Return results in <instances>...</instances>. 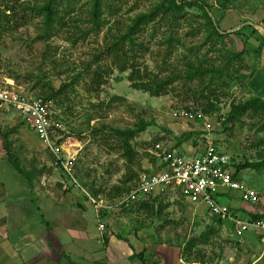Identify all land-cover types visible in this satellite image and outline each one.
I'll return each instance as SVG.
<instances>
[{
  "label": "rangeland",
  "instance_id": "rangeland-1",
  "mask_svg": "<svg viewBox=\"0 0 264 264\" xmlns=\"http://www.w3.org/2000/svg\"><path fill=\"white\" fill-rule=\"evenodd\" d=\"M49 1L59 17L46 34L43 15L21 5ZM161 1L100 0L95 25L93 0H0V14L6 13L0 20V84L33 97L62 89L52 100L53 115L62 127L65 153L74 157L71 173L76 181L15 110L0 108V264H43L48 245L91 241L83 239L86 233L96 245H106L96 228L104 212L96 218L91 198L111 205L127 192L115 195V186L129 191L140 175L158 171L153 154L157 142L181 153L200 152L205 145L203 121L187 120L186 110L209 117L213 141L234 165L258 164L241 167L236 175L259 192L260 202H243L237 192L221 202L243 218L264 213V114L247 110L227 119L233 104L264 101V66L257 63L264 51V0H186L194 4L176 22L158 16L135 32L134 47L121 39L136 15ZM6 6L13 10L6 11ZM199 6L207 8L226 35L217 42L219 50L206 42V19ZM117 40L123 64L107 50ZM230 52L241 53V60L232 61L228 74L215 83H183L188 64L218 67L226 61L222 54ZM119 64L125 65L124 71ZM131 64L140 76L151 72L158 79L171 77V82L160 95L135 89L128 80ZM209 104L213 108L205 112ZM142 124L145 129L129 138L116 133ZM8 154L25 174L14 169ZM128 172L130 179L123 184ZM148 200L153 212L139 208L140 201L109 209L103 217L105 233L115 232L138 245L176 248L175 256L187 264L198 259L206 264H264L257 232L239 242L229 223L172 191ZM203 233H208L206 241L199 239Z\"/></svg>",
  "mask_w": 264,
  "mask_h": 264
},
{
  "label": "built area",
  "instance_id": "built-area-1",
  "mask_svg": "<svg viewBox=\"0 0 264 264\" xmlns=\"http://www.w3.org/2000/svg\"><path fill=\"white\" fill-rule=\"evenodd\" d=\"M0 108L15 110L21 122L36 134L55 162L76 183L71 173L74 157L65 153L62 127L53 115L52 99L33 97L15 87L0 84ZM184 117L197 123L203 121L200 123L204 132L203 149L196 154H186L155 143L153 154L158 160V171L140 175L137 183L111 205H103L101 201L91 198L96 215L100 218L101 213H109V209L129 208L133 203L148 200L157 193L172 191L187 202L205 205L212 217L229 223L239 242H244L251 233L257 232L264 245V218H243L228 204L221 202V199L237 192L243 202L255 205L261 200L259 192L238 179L230 155L213 141L209 117L192 110L184 111ZM98 230H104L103 222L99 223ZM176 264L187 263L179 259Z\"/></svg>",
  "mask_w": 264,
  "mask_h": 264
},
{
  "label": "trees",
  "instance_id": "trees-1",
  "mask_svg": "<svg viewBox=\"0 0 264 264\" xmlns=\"http://www.w3.org/2000/svg\"><path fill=\"white\" fill-rule=\"evenodd\" d=\"M99 1L100 0H93L92 9H91V16L93 19V23L95 25H98V19L100 16V10H99ZM222 2H225L226 0H221ZM194 3L186 0H162L158 4H156L150 11L145 13H140L136 15L128 27L127 31L122 35L121 39H128L129 44L134 47L135 46V40H134V34L135 32L139 31L143 25L148 24L152 21H154L158 16L165 17L167 20L176 22L178 18H181L184 15V9L185 7H191ZM26 10H32L36 12L37 14H41L44 17V30L46 34H49L51 32V29L53 28V22L55 19H58L59 15L57 14L53 4L51 1L44 3L43 5H21ZM200 10L202 12V15L205 17V30L207 31L206 35V42L210 44V46H213L217 48V42L220 38L225 37L226 35L222 33L218 27L213 23L211 16L208 14L207 8L204 6H199ZM6 6V11H12L13 8ZM2 16L6 17V13L0 14V20ZM235 32V31H234ZM120 39V40H121ZM131 48V51L133 52V49ZM218 49V48H217ZM111 52L114 51V54L116 57H118L121 64L124 63L123 54L119 55L120 50H122L121 42L119 40L113 42V44L109 47ZM219 50V49H218ZM228 52V51H227ZM222 56L226 59L225 63L222 65H219L218 67L215 66H194L192 64H188V69L186 70L185 74L182 75L184 77L183 83H189L190 81L197 79V83L202 84L203 83H215L216 80H219L222 78L223 75L228 74V69L230 64H232L234 60H241V53L239 52H230L225 55L222 54ZM233 59V60H232ZM232 62V63H231ZM120 70H125V65H120ZM243 66V64L241 65ZM244 68H247L246 65L243 66ZM131 72L128 75V80L131 82V86L135 89L143 90L145 92H150L152 95H160L164 92V85L165 83H170L171 77H168L167 79H158V76L152 74L151 72L149 74H145L143 76L141 75L140 70L135 66V64H131L130 67ZM62 89L58 88L56 91L50 90L48 93H44L43 98L44 99H54L61 91ZM210 109H204V111H209L213 108L211 104H209ZM250 110L253 113H263L264 114V101L260 98H254L249 101H246L244 103L239 104H233L232 108L228 114L227 119L231 120L237 115H241L245 111ZM145 124H142L140 127H138L135 130H116V133L120 135H124L126 138H129L133 134L137 132H141L145 129ZM223 126H225V122L223 123ZM8 160L14 167V169L21 173L25 174L24 171L20 168L17 160L13 158L10 154H8ZM233 164V163H232ZM257 167V165L254 164H246L244 166L240 165H234L233 167L235 169V174L237 171L242 167ZM129 172L125 173L123 184H126L127 181L130 179ZM127 189V190H126ZM128 191V188H122L120 186H115L112 191H114L115 195L118 193H124ZM149 200L140 201L138 206L141 209H147L151 212H153V204L150 205ZM103 217V216H102ZM249 218L251 219H258V218H264V213L262 214H250ZM218 220V219H217ZM219 221V220H218ZM209 230H214V227H210ZM208 238V233H203L199 239L206 241ZM141 256V254L139 255ZM198 263H204L202 259L196 260Z\"/></svg>",
  "mask_w": 264,
  "mask_h": 264
},
{
  "label": "crops",
  "instance_id": "crops-1",
  "mask_svg": "<svg viewBox=\"0 0 264 264\" xmlns=\"http://www.w3.org/2000/svg\"><path fill=\"white\" fill-rule=\"evenodd\" d=\"M260 57L261 61L257 59L258 66H264L263 50ZM102 214L104 217L106 213L104 212ZM103 217L101 216L99 219L96 215V218L102 220V222H106ZM96 228L101 236L100 238H105L104 240L102 239L101 243H105L106 245H96L88 233H86L83 239L90 238L91 241L82 240V243L77 242L76 244L74 243L75 245L65 246L64 242L58 240L54 247L48 245L47 251L45 252V262L43 264H63L62 260H60L61 258L68 260L70 264H176L181 259L175 256L176 248L170 249L169 246L162 247V245L155 247L154 243L138 245L130 241L126 242L120 239L121 237H116L115 232L110 233L108 236V233H105L104 230H98V226ZM56 236L58 235H55V238ZM98 242L100 241L98 240ZM153 247L158 248L157 251L153 250ZM140 254L141 256H139ZM191 264L206 263L193 262Z\"/></svg>",
  "mask_w": 264,
  "mask_h": 264
}]
</instances>
